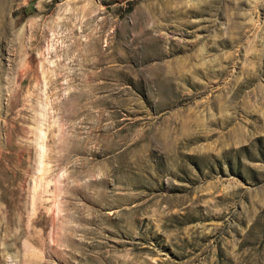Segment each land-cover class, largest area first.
I'll use <instances>...</instances> for the list:
<instances>
[{
  "label": "rangeland",
  "instance_id": "rangeland-1",
  "mask_svg": "<svg viewBox=\"0 0 264 264\" xmlns=\"http://www.w3.org/2000/svg\"><path fill=\"white\" fill-rule=\"evenodd\" d=\"M0 264H264V0H0Z\"/></svg>",
  "mask_w": 264,
  "mask_h": 264
}]
</instances>
